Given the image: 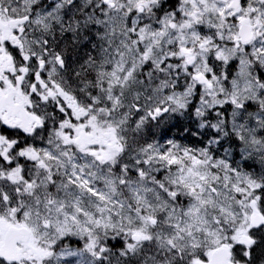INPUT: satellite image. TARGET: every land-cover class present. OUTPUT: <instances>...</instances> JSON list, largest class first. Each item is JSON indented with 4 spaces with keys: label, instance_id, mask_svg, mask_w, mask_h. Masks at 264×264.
Wrapping results in <instances>:
<instances>
[{
    "label": "snow or ice",
    "instance_id": "obj_1",
    "mask_svg": "<svg viewBox=\"0 0 264 264\" xmlns=\"http://www.w3.org/2000/svg\"><path fill=\"white\" fill-rule=\"evenodd\" d=\"M0 264H264V0H0Z\"/></svg>",
    "mask_w": 264,
    "mask_h": 264
}]
</instances>
